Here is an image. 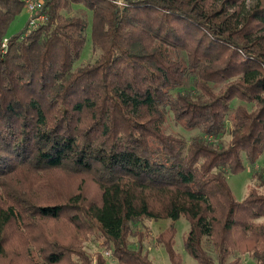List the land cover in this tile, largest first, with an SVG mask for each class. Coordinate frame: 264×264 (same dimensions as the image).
Masks as SVG:
<instances>
[{"label": "trees", "instance_id": "obj_1", "mask_svg": "<svg viewBox=\"0 0 264 264\" xmlns=\"http://www.w3.org/2000/svg\"><path fill=\"white\" fill-rule=\"evenodd\" d=\"M25 8L0 0V261L109 264L83 247L99 231L118 264H156L132 223L183 216L198 264H264V0H45L8 36ZM176 231L157 241L182 264Z\"/></svg>", "mask_w": 264, "mask_h": 264}, {"label": "rangeland", "instance_id": "obj_2", "mask_svg": "<svg viewBox=\"0 0 264 264\" xmlns=\"http://www.w3.org/2000/svg\"><path fill=\"white\" fill-rule=\"evenodd\" d=\"M90 16V13H89ZM29 12L25 8V10L15 19L12 25L9 28L8 36L18 32L21 30L24 25L28 23ZM88 40L85 46V50L81 59L76 63V65H80L82 63H86L93 58V47L91 42V31L90 29L87 32ZM167 128L171 131L178 133L186 139H191L192 136H195L199 133V130H187L182 126L177 125V123L170 117L167 122ZM228 139V137H226ZM249 166L244 171L238 174H231L229 177V185L232 189V192L237 200H244L247 195L248 188L253 184L255 180L252 179L251 171ZM256 168H264V154L259 159ZM54 183L59 185V188L70 191L74 189L72 182L67 178V175L64 173H56L55 177L52 180ZM49 181L43 179L39 181V183H48ZM96 186L92 182H87V192L92 195L96 192ZM54 195V194H52ZM51 195V196H52ZM175 225L176 226V236H175V250L182 257V264H198L186 251L185 249V237L190 231L191 224L190 222L183 216L178 219L172 218H151L145 217L141 220L132 223L133 229L136 232V235L131 238V242L137 247V242H139V237H143L144 248L145 251L149 254L150 259L156 264H171L170 255L168 250L161 245L157 241L158 235L165 231L168 227ZM142 234V235H141ZM66 235V234H65ZM71 237L68 234V238ZM67 241L68 239H64ZM83 247L92 255L96 256L98 252H102L103 256L106 257L109 264H118L117 260L113 259V257L108 256L106 252H110L109 250L104 248L103 239L100 237V232L97 231L94 236H91L90 239L84 242ZM106 251V252H105ZM3 261H0V264H3ZM241 264H256V261L249 257L248 255H244L242 257Z\"/></svg>", "mask_w": 264, "mask_h": 264}, {"label": "built area", "instance_id": "obj_3", "mask_svg": "<svg viewBox=\"0 0 264 264\" xmlns=\"http://www.w3.org/2000/svg\"><path fill=\"white\" fill-rule=\"evenodd\" d=\"M45 0H26V9L29 12L28 29H36L47 22V15L42 13ZM7 39L4 46H6ZM108 256H111L110 252H106Z\"/></svg>", "mask_w": 264, "mask_h": 264}]
</instances>
